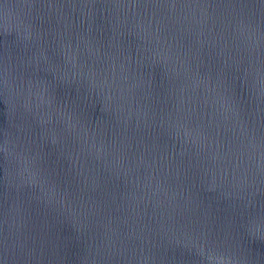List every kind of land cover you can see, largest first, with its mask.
<instances>
[{
	"label": "water",
	"instance_id": "water-1",
	"mask_svg": "<svg viewBox=\"0 0 264 264\" xmlns=\"http://www.w3.org/2000/svg\"><path fill=\"white\" fill-rule=\"evenodd\" d=\"M0 264H264V0H0Z\"/></svg>",
	"mask_w": 264,
	"mask_h": 264
}]
</instances>
